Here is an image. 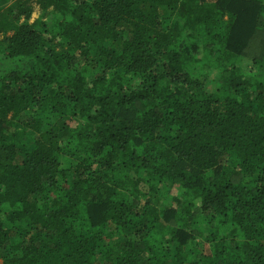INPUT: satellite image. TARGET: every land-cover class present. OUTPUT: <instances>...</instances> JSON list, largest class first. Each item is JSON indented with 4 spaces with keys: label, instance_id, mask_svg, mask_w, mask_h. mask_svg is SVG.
<instances>
[{
    "label": "trees",
    "instance_id": "16d2710c",
    "mask_svg": "<svg viewBox=\"0 0 264 264\" xmlns=\"http://www.w3.org/2000/svg\"><path fill=\"white\" fill-rule=\"evenodd\" d=\"M0 34V264H264V0H0Z\"/></svg>",
    "mask_w": 264,
    "mask_h": 264
},
{
    "label": "rangeland",
    "instance_id": "374dc122",
    "mask_svg": "<svg viewBox=\"0 0 264 264\" xmlns=\"http://www.w3.org/2000/svg\"><path fill=\"white\" fill-rule=\"evenodd\" d=\"M0 39H2V41H4L5 40V35L4 34H0ZM252 54H253L252 50L250 51L249 54H247V56L245 57V59L243 61L244 66L247 65V64H250L251 59L249 57H251L250 55H252ZM240 176L241 175H236L234 178L239 180V179H241ZM194 212L199 214V215H201V211L197 207L194 209Z\"/></svg>",
    "mask_w": 264,
    "mask_h": 264
}]
</instances>
